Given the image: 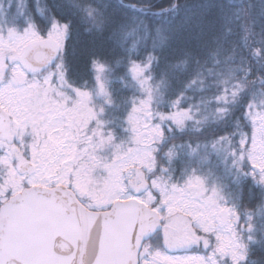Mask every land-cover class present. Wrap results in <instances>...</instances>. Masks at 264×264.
Instances as JSON below:
<instances>
[{"label": "snow or ice", "instance_id": "6c2138e0", "mask_svg": "<svg viewBox=\"0 0 264 264\" xmlns=\"http://www.w3.org/2000/svg\"><path fill=\"white\" fill-rule=\"evenodd\" d=\"M0 264H264V0H0Z\"/></svg>", "mask_w": 264, "mask_h": 264}, {"label": "trees", "instance_id": "16d2710c", "mask_svg": "<svg viewBox=\"0 0 264 264\" xmlns=\"http://www.w3.org/2000/svg\"><path fill=\"white\" fill-rule=\"evenodd\" d=\"M125 2H136V0H125Z\"/></svg>", "mask_w": 264, "mask_h": 264}, {"label": "rangeland", "instance_id": "374dc122", "mask_svg": "<svg viewBox=\"0 0 264 264\" xmlns=\"http://www.w3.org/2000/svg\"><path fill=\"white\" fill-rule=\"evenodd\" d=\"M116 87H119V85H115Z\"/></svg>", "mask_w": 264, "mask_h": 264}, {"label": "bare ground", "instance_id": "6f19581e", "mask_svg": "<svg viewBox=\"0 0 264 264\" xmlns=\"http://www.w3.org/2000/svg\"><path fill=\"white\" fill-rule=\"evenodd\" d=\"M181 2H183V0H181Z\"/></svg>", "mask_w": 264, "mask_h": 264}]
</instances>
